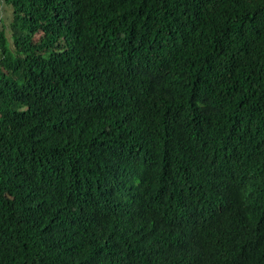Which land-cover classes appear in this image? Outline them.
Here are the masks:
<instances>
[{
	"label": "trees",
	"instance_id": "1",
	"mask_svg": "<svg viewBox=\"0 0 264 264\" xmlns=\"http://www.w3.org/2000/svg\"><path fill=\"white\" fill-rule=\"evenodd\" d=\"M0 264H264V0H6Z\"/></svg>",
	"mask_w": 264,
	"mask_h": 264
},
{
	"label": "crops",
	"instance_id": "2",
	"mask_svg": "<svg viewBox=\"0 0 264 264\" xmlns=\"http://www.w3.org/2000/svg\"><path fill=\"white\" fill-rule=\"evenodd\" d=\"M12 19V5L6 0H0V30H3L8 36L10 33V24Z\"/></svg>",
	"mask_w": 264,
	"mask_h": 264
}]
</instances>
